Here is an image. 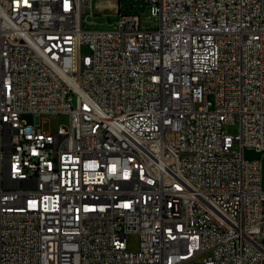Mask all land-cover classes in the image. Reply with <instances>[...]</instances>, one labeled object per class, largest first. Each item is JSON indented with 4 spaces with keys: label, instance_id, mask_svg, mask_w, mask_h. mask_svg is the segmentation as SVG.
Here are the masks:
<instances>
[{
    "label": "built area",
    "instance_id": "2783aa9c",
    "mask_svg": "<svg viewBox=\"0 0 264 264\" xmlns=\"http://www.w3.org/2000/svg\"><path fill=\"white\" fill-rule=\"evenodd\" d=\"M137 1L0 0V264H264V0Z\"/></svg>",
    "mask_w": 264,
    "mask_h": 264
},
{
    "label": "rangeland",
    "instance_id": "374dc122",
    "mask_svg": "<svg viewBox=\"0 0 264 264\" xmlns=\"http://www.w3.org/2000/svg\"><path fill=\"white\" fill-rule=\"evenodd\" d=\"M99 1H102L103 3L114 5L115 2L113 0H93L92 10L93 14L90 13V8L87 9L86 13L83 14V27L85 29H91V30H100V29H108L111 25L110 22L114 21L117 18V15H109L111 12H113V9H109L108 7H99L98 3ZM133 0H123L124 4L126 6H129L132 3ZM143 6V5H142ZM109 15V16H108ZM145 16L148 20L154 21L148 22L147 25L157 27L158 25V18H156L155 15H152L150 7L145 9ZM89 52V48L84 45L82 48V53L86 54ZM26 122L30 124L36 123L38 120L37 117L33 114L27 113L24 114L22 117ZM69 115L64 113H59L56 115H42V117L39 118V124L38 126L43 129L45 132H53L56 131L60 126H63L64 128L68 127L69 123ZM225 132L231 134V135H237L240 129V125L238 122H230L226 123L224 125ZM235 149H239L238 145H235ZM245 157L249 159H260L262 161V176L264 177V156L262 152L256 151L254 149H246ZM140 247V236L138 233H132L129 235L128 239V250L129 251H138ZM211 254L206 253L201 255L197 258V260L202 261L205 258L209 257Z\"/></svg>",
    "mask_w": 264,
    "mask_h": 264
},
{
    "label": "bare ground",
    "instance_id": "6f19581e",
    "mask_svg": "<svg viewBox=\"0 0 264 264\" xmlns=\"http://www.w3.org/2000/svg\"><path fill=\"white\" fill-rule=\"evenodd\" d=\"M98 6L104 7V6H109L110 9H114L115 8V4L114 5H109L106 3H103L102 1H99ZM108 151H115V144H108Z\"/></svg>",
    "mask_w": 264,
    "mask_h": 264
},
{
    "label": "trees",
    "instance_id": "16d2710c",
    "mask_svg": "<svg viewBox=\"0 0 264 264\" xmlns=\"http://www.w3.org/2000/svg\"><path fill=\"white\" fill-rule=\"evenodd\" d=\"M121 1H123V0H121ZM132 3H133V2H132ZM132 3H131L129 6H131ZM140 3H142V0H138V1L135 3V6H136V7L140 6ZM129 6H128V7H129ZM128 10H130V9L125 8L124 10H120V12H121V11H128Z\"/></svg>",
    "mask_w": 264,
    "mask_h": 264
},
{
    "label": "crops",
    "instance_id": "0c3cea01",
    "mask_svg": "<svg viewBox=\"0 0 264 264\" xmlns=\"http://www.w3.org/2000/svg\"><path fill=\"white\" fill-rule=\"evenodd\" d=\"M108 1H111V0H108ZM114 2H116V0H113Z\"/></svg>",
    "mask_w": 264,
    "mask_h": 264
}]
</instances>
